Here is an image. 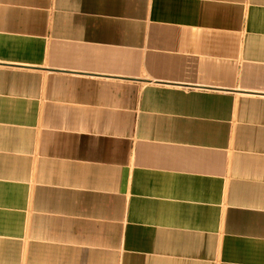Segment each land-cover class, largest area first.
Returning a JSON list of instances; mask_svg holds the SVG:
<instances>
[{
  "label": "crops",
  "instance_id": "obj_1",
  "mask_svg": "<svg viewBox=\"0 0 264 264\" xmlns=\"http://www.w3.org/2000/svg\"><path fill=\"white\" fill-rule=\"evenodd\" d=\"M0 264H264V0H0Z\"/></svg>",
  "mask_w": 264,
  "mask_h": 264
}]
</instances>
